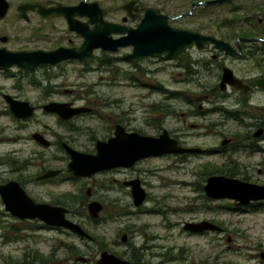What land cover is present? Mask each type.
<instances>
[{
    "label": "rangeland",
    "instance_id": "1",
    "mask_svg": "<svg viewBox=\"0 0 264 264\" xmlns=\"http://www.w3.org/2000/svg\"><path fill=\"white\" fill-rule=\"evenodd\" d=\"M8 1L10 10L0 20V47L51 49L58 44L68 45L69 40L81 42L70 34L64 20L45 21L34 15L28 22L17 10L18 5L26 2L51 4L74 0ZM89 1H98L107 10L108 19L119 21L125 14L121 5L129 0ZM189 1L140 0V3L178 15L190 6ZM236 3L250 8L253 22L263 18L259 27L264 26V0H236ZM199 12L205 13L202 22H212L222 11L213 8L210 15L207 11ZM179 19V24L186 26L188 21ZM4 36L8 38L5 42L2 41ZM257 37L259 44L264 45V32ZM128 50L113 53L111 59L105 58L109 67H105L106 62L101 59L104 55L96 51V57L88 63L67 61L18 78L0 74V91L33 104L57 100L94 107L93 114L77 117L69 124L60 121L55 114L38 109L20 128L8 112L5 114L6 102L0 95V136L24 137L16 142L0 143V183L21 176L26 182L25 191L34 200L70 208L69 217L94 237H99L84 239L64 228H44L38 220L18 219L5 209L0 197V264H46L37 259L41 255L59 264H77L75 259L85 256L91 259L88 264H96L103 249L116 251L125 259L132 258L137 264H264V204L240 209L234 208L232 200L205 196L203 186L211 174L201 165L207 162L219 165L225 159L223 155L196 154L184 162L175 154L152 156L130 168L100 173L94 179H69L66 170L69 156L56 141L62 139L78 150L90 151L97 139L112 132L116 120L145 135L157 136L167 129L182 134L181 139L190 145L210 149L219 144L215 137H206L197 127L190 126L196 122L187 118L185 112L190 109L185 99L191 92L181 97L175 95L177 91L196 87L188 84L184 70L166 59H146L137 65L117 59ZM14 68L12 72L18 73L17 67ZM255 72L253 68L252 74ZM41 80L42 86H38ZM49 84L55 88H49ZM36 131L55 143L50 148L42 147L32 138ZM5 157L17 160V165L6 163ZM50 168H62L64 173L52 182L36 179L43 169ZM234 176L264 184V172L258 173L257 169ZM135 178L141 180L147 192L144 204L139 207L133 203L130 188L122 184L124 180ZM90 187L94 198L104 204L97 222L86 216ZM72 194H77V202L72 200ZM202 220L214 221L222 229L201 234L184 229L186 222ZM123 233L127 234L126 242H122Z\"/></svg>",
    "mask_w": 264,
    "mask_h": 264
},
{
    "label": "flooded vegetation",
    "instance_id": "2",
    "mask_svg": "<svg viewBox=\"0 0 264 264\" xmlns=\"http://www.w3.org/2000/svg\"><path fill=\"white\" fill-rule=\"evenodd\" d=\"M82 1H86V3L93 2V1H89V0H74L73 2H71V1L70 2L57 1V2H54L51 4L50 3H44V2H42V3H44L47 6L54 5L57 3L72 6V5H78ZM210 1H213V0H191V1H189L190 6L184 12H182L178 15H172V14H169L164 9H160V8H157L154 6L142 5L140 3V0H129L126 3H124L123 5H121V9H122V11H124L125 14L122 16V18L119 21H114V20L108 19L107 10L105 8H104L105 9V16L104 17L106 20L118 22V23H120L126 27H137L138 24L141 23V21L143 20V18L145 16V9L144 8L145 7H153L155 9H158L161 14H165V15L169 16L168 22L172 27L189 29L192 31L200 32L201 34H203L205 36H214L215 38L226 43L229 46V48L225 49V50L220 49L219 47H217V45L214 42H212L210 40L205 41L201 48H199L195 44L191 47H187L182 52V54L179 58H175V57L171 58V57H167L165 54H163L160 56H158V55L146 56L144 58L137 59L136 61L125 60L123 58V55L133 52V46L132 45L121 47L118 52H114V53H119L123 49H126V48L129 49L127 52H123L121 54L120 58L118 57L117 59H122L124 61H127L130 64H135V65L139 64L138 62H140L142 60H146V59H156V60L157 59H164V60L166 59V60L174 61V63L177 64L176 67H181L184 70V72L187 74L188 84L196 86V87H192L190 89H187L185 92L177 91V92H175V94H183V93H187V91L191 92V94H189L191 96H187V98L185 99L186 105H187V107H190V109H188L187 111L185 110V112L187 113V118L188 117L193 118L196 120V122H192L190 124V126L191 127H197L199 129V131L202 132V134L206 137H210V138L215 137L213 139L214 140L217 139L219 141V144H218V146H216L214 148L212 147L210 149L202 148L201 146L199 147V146H195V145H190L188 142H185L184 140L181 139L182 134H175L174 132H171V131L169 132L166 129L169 132V134L171 135V137L178 141L179 145H181L185 148L191 149V151H187L185 153L175 154V155H179L180 156L179 158L182 159L183 162H184V160H187L191 155H196V154L197 155H204L207 153L208 154L211 153V155H220V156L223 155V156H225V159L222 162H220L219 165H216V164L211 163V162L203 163L201 165V167H203V169L205 171L209 170V174H211V175H226V176H230V177L239 178V177L234 176V174L241 172V171L252 172L255 169H257L258 173H263L264 172V45L259 44V39H258L257 35L241 36L238 34L239 32H241V30L248 33V30L253 27V24H252L253 13L250 11L249 7L237 6L236 0H226L224 2H217L214 4H209ZM34 2H37V1H34ZM131 2H134V4L132 5V8L131 7L128 9L125 8V6L127 4H130ZM201 5H204V6H201ZM213 8H218V10L222 11V12H219L220 14H218L217 18L214 21L209 22V20H207V22H202L205 13H200L199 10H201L202 12L207 11L208 15H210ZM242 11H244V12H242ZM20 14L28 22L33 19L34 15H36L38 18L43 19L45 21H51L54 18H60L66 22L67 30L70 32V34H74L77 38L81 39V42L79 44H77L76 42L73 43L72 40H69L68 45L58 44L57 47H59V46H68V47L79 46L82 44V42L84 40L83 37L80 34H78L76 31H71L68 29V20L64 16H53L51 18H45V17L41 16L37 11H28V13H27L28 16H24L22 13H20ZM238 14H240V15H238ZM263 15H264V12H263ZM75 18H77L78 20H80L81 22H84V23L89 22V17L77 15ZM179 18H181L182 20L188 21L186 23V26L179 24V22H180ZM262 20H263V18L258 19V25L259 26H262L261 25ZM191 23H193V25ZM194 23H197V26H194ZM93 26H94V24L89 23V27L92 28ZM261 28L264 29V26ZM126 35H127V33H124V32L113 34V36L115 38H121V37H124ZM54 48H56V47H54ZM39 49H43V48H39ZM51 49H53V48H51ZM26 50H28V49H26ZM30 50H35V49H30ZM46 50H50V49H46ZM96 51H100V54L102 56L104 55L101 59H103L104 62H106L107 66H105V67H109L108 66L109 62L105 61V58L111 59V56L113 55V53H102L101 49H96V50H94V53H95L94 57H96ZM94 57H92V58H94ZM151 57H154V58H151ZM92 58H90V59H92ZM90 59H83V60L72 59L69 61H80L82 63H88ZM65 62H67V61H65ZM249 62H251L252 64H247ZM61 63H64V62H61ZM61 63H58V64H61ZM58 64H56V65H58ZM45 66H55V65H41L34 70H23V69H20L17 67L18 73H13L12 71L15 68L12 67L9 70H0V74H2V73L7 74L8 78L9 77L10 78L11 77L18 78L19 75L25 76L27 73H29V72L32 73V71H34V72L38 71L42 67H45ZM227 68L231 69L233 76H235L236 79H239L242 82L241 86H235V85L230 84L229 82H225L224 85L222 84L224 74H225V70ZM253 68H255V70H257V72L252 74ZM19 73H21V74H19ZM204 79H206V81H204ZM42 83L43 82L41 80L37 84H38V86H42ZM48 87L49 88H55V86H52L51 84H49ZM0 95L2 96L4 101L6 102L5 114L8 115L7 114V112H8L12 121L17 122L18 125L20 126V128H23L25 126L24 124L27 123V121L30 118H32L33 116L36 115L38 109H42L44 112L57 115L59 117L60 121L64 122L65 124H69L70 121H72L75 118L80 117L82 115L93 114L95 111L93 106L83 105L80 107H86L89 110L86 112L77 114V115H75L69 119H64V118L60 117L58 114L46 111L44 109V106L46 104H49L51 102H60V101L51 100V101L44 102L41 104H35V103L33 104L30 101L25 100V99H21V98H19V96L13 95L9 92L0 91ZM7 96H11L14 99L30 102L31 105H33L35 107V111H34L33 115L30 117H27V118L17 117L11 109V105H10L9 101L7 100ZM178 97H181V96H178ZM72 106H74V105H72ZM75 107H79V106H75ZM117 125H122L126 129V131H129V132L136 131V132L141 133L140 131L129 129L122 122V120H116L114 122L112 132H109V134L102 139H97L96 142L94 143L93 149L90 151H84V152L95 153L97 151L96 146H97L98 140H107L110 137L114 136ZM37 133L40 135H43L45 138H47V137L45 136V134H43L42 132H39V131L32 133V138L38 144H40L42 147L50 148L55 143V142H52V140L47 138L50 141V144L48 146L41 144L35 138V134H37ZM141 134H143V133H141ZM185 134H187V133H185ZM200 136H202V135H200ZM0 138L2 139V140H0V143H6V142L9 143V142H16L18 140H22L24 137L23 136H17V137L13 136L10 138L7 136H3V137L0 136ZM64 143H67L71 147H73V146L69 142L62 140V139H59L58 141H56V144L61 149H63L67 153V155L69 156V160H68L67 167H66V170L69 173V179H72V180H78L79 178H81V179L82 178L94 179V176H97L100 173L115 172V171H119V170L124 169V168H130V167L112 168V169H108V170H104V171H100L98 173H95L94 175H92L90 177L75 176L71 171L68 170V164L71 161V157H70L69 153L66 151V149L64 148ZM73 148H75V147H73ZM165 155H174V154H165ZM5 158L7 159L6 163L11 164L12 166H14V164L17 165V163H18V161L15 159L9 158V160H8L7 157H5ZM147 158H149V157H147ZM1 159H3V158H1ZM0 164H2V163H0ZM23 166H22V168H23ZM52 170H59L60 173L55 175V176L41 178V176H43L44 174H46L47 172L52 171ZM63 173H64V170L62 168L43 169V172L41 174L37 175L36 179L38 181H50V182H52V181H54V179L60 178ZM135 179H139V178H135ZM135 179L124 180L122 182V184H124L130 188L132 197H133V192H132L133 187H132V184H130V182L135 180ZM239 179L249 181L252 183L262 184V183H259L257 181H252V180H249L246 178H244V179L239 178ZM13 180L18 181L23 188H24V186H26V182L24 181V179L21 176H19L18 179L6 180L5 182L0 183V186L8 183L9 181H13ZM141 184H142V182H141ZM142 186H143V184H142ZM203 190H204V186H203ZM76 195H73V198H72V200L74 202H77L78 196L76 197ZM87 195L90 196V198H91V199L88 198L89 199V201L87 203V210H88V205L91 201H99V200L94 198L93 189L91 187L87 189ZM205 196L207 198H210L207 196L206 192H205ZM0 197H1V195H0ZM215 200H220V199H215ZM99 202H101V201H99ZM37 203H47V202H37ZM57 203H60V202H57ZM133 203H134V197H133ZM49 204L57 205V206H63L61 204H54V203L53 204L49 203ZM101 204L103 205V208L99 213V217H97V218H93L89 214V210H88V214H86V216L90 220H92L94 222L99 221L101 212L104 209V204L102 202H101ZM143 204H141V205H143ZM233 204H234V208L236 207V208L244 209V207H246L249 209L250 207H254L255 205H258V204H260V205L264 204V201H253L249 205H242V206L236 205L235 202L233 201ZM134 205H135V203H134ZM63 207H65V206H63ZM137 207H139V206H137ZM67 209H68V213L66 216H67V218L72 220L69 217V213L71 212V210H70V208H67ZM9 213L11 214V212H9ZM11 215H13V214H11ZM16 218H18V217H16ZM18 219H21V218H18ZM21 220H24V219H21ZM26 220H38V221L42 222L39 219H26ZM72 221H74V220H72ZM74 222H76V221H74ZM211 222L215 223L214 221H211ZM42 223L44 225V228H49V227L50 228H59V229L63 228V227L48 225L45 222H42ZM76 223H78V222H76ZM217 225L220 226L219 224H217ZM83 228L85 229V227H83ZM64 229H66V228H64ZM184 229H185V224H184ZM67 230H69V229H67ZM185 230L189 231L192 234H201L203 232L212 231V230H204L202 232H193V231H190L187 229H185ZM69 231H72V230H69ZM217 231H220V230H217ZM72 232H74V231H72ZM74 233L77 234L78 236H80L81 238L95 240L94 236L92 234H90L89 232H88V234H90V237L82 236L76 232H74ZM124 236L126 237L125 241L123 240ZM126 241H127V234L123 233L122 234V242H126ZM103 246H104V244H103ZM106 247L107 246L105 245L104 248H106ZM103 251H108L110 253H113L117 257H119L123 260H127V261L131 262L132 264H137L136 260H134L132 258H131V260L125 259V258H123V256L120 253L113 251L111 249L110 250L109 249H103L100 252V254ZM99 258H100V256H99ZM37 259L41 260L43 263L47 262L46 264H59V263L50 261V259H48L47 257L45 258L43 255L38 256ZM53 260H56V258L55 259L53 258ZM97 260L95 262L96 264H97ZM75 261L78 262L77 264H88L91 262V259L87 258L85 256H79L75 259ZM72 264H76V263H72Z\"/></svg>",
    "mask_w": 264,
    "mask_h": 264
},
{
    "label": "water",
    "instance_id": "3",
    "mask_svg": "<svg viewBox=\"0 0 264 264\" xmlns=\"http://www.w3.org/2000/svg\"><path fill=\"white\" fill-rule=\"evenodd\" d=\"M226 0H213L209 4L224 2ZM134 2L127 4L125 8H132ZM11 7L8 0H0V20H3ZM145 16L137 27H126L118 22L105 19V9L98 1L86 3L82 1L78 5H64L57 3L45 5L41 1L26 2L18 5L17 10L24 16L28 11H37L45 18L64 16L68 20V29L76 31L83 37L79 46H59L50 50H11L6 46L0 47V70H9L18 67L23 70H34L41 65H56L72 59H90L95 56L94 50L101 49L102 53L118 52L121 47L132 45L133 52L124 54L128 61H136L146 56L165 54L167 57L179 58L182 52L193 45L201 48L205 41L214 42L220 49H228L229 46L214 36H205L200 32L189 29L172 27L169 16L161 14L158 9L145 7ZM191 12V11H190ZM77 15L89 17V22L84 23L75 18ZM89 23L94 24L91 28ZM127 33L126 36L115 38L113 34ZM2 37V41H7ZM229 82L235 86H241L242 82L233 76L231 69L225 70L223 85ZM13 113L20 118L33 115L35 107L28 101L14 99L7 96ZM49 112L58 114L64 119H69L77 114L88 111L86 107H75L69 102H51L44 106ZM35 138L43 145L48 146L50 141L43 135L35 134ZM96 153H88L77 150L67 143L64 148L69 153L71 161L68 170L75 176L90 177L100 171L117 168L131 167L139 160L151 156L165 154H177L191 151L178 144L164 129L158 136L144 135L136 131H126L122 125H117L114 136L107 140H98ZM59 170H52L41 178L55 176ZM134 203L140 206L144 203L147 192L143 188L140 179L130 182ZM204 190L211 199H228L236 205H249L253 201H264V184L252 183L239 178L226 175H211L207 178ZM0 195L5 209L15 217L21 219H39L48 225L63 227L72 230L82 236L90 237V234L79 224L67 218L68 209L63 206L49 203H37L18 181H9L0 186ZM103 205L99 201H91L88 205L89 214L93 218L99 217ZM185 229L193 232L204 230H221L217 224L202 220L200 222H186ZM123 240H126L124 236ZM263 256V255H262ZM97 264H132L127 260L117 257L108 251H103Z\"/></svg>",
    "mask_w": 264,
    "mask_h": 264
},
{
    "label": "trees",
    "instance_id": "4",
    "mask_svg": "<svg viewBox=\"0 0 264 264\" xmlns=\"http://www.w3.org/2000/svg\"><path fill=\"white\" fill-rule=\"evenodd\" d=\"M252 24H253V27H252L253 29L252 28L249 29L248 33L241 30V32H239L238 34L241 36H252V35H259V34H262L264 32V29L259 27L258 20H255L254 22L252 21ZM178 96H181V94H179ZM94 238H95V240L99 239V237H94ZM100 242H101L100 244L103 245V240H101Z\"/></svg>",
    "mask_w": 264,
    "mask_h": 264
},
{
    "label": "bare ground",
    "instance_id": "5",
    "mask_svg": "<svg viewBox=\"0 0 264 264\" xmlns=\"http://www.w3.org/2000/svg\"><path fill=\"white\" fill-rule=\"evenodd\" d=\"M225 50V49H224ZM151 58H154V57H151ZM174 60V59H173ZM80 107V106H79Z\"/></svg>",
    "mask_w": 264,
    "mask_h": 264
}]
</instances>
